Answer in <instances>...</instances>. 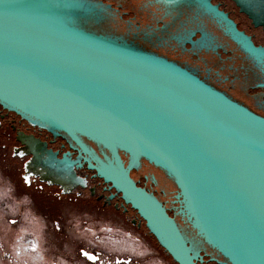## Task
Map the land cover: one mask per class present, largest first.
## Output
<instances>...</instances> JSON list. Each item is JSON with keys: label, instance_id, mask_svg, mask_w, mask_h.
<instances>
[{"label": "water", "instance_id": "water-1", "mask_svg": "<svg viewBox=\"0 0 264 264\" xmlns=\"http://www.w3.org/2000/svg\"><path fill=\"white\" fill-rule=\"evenodd\" d=\"M156 1L225 19L209 0ZM122 20L104 0H0V104L77 151L21 134L28 169L85 184L86 165L178 264H264V115L119 33ZM227 27L264 71V48ZM145 164L157 194L133 175Z\"/></svg>", "mask_w": 264, "mask_h": 264}, {"label": "flooded vegetation", "instance_id": "flooded-vegetation-1", "mask_svg": "<svg viewBox=\"0 0 264 264\" xmlns=\"http://www.w3.org/2000/svg\"><path fill=\"white\" fill-rule=\"evenodd\" d=\"M104 1L122 15L119 33L189 67L264 115V71L227 29L229 23L253 45L264 48V0H209L225 16L224 20L195 6L167 10L156 0ZM21 134L47 142L59 157L71 151L75 158L77 151L63 137H55L47 129L32 125L0 104V171L11 184V194L23 198V205L36 210L55 234L64 232L73 217L81 216L85 222L96 220L100 225L123 222L153 236L121 193L95 176V171L86 165L75 167L85 184L63 178L47 179L44 169H28L34 153L19 138ZM151 171L158 172L145 164L142 170H134L133 175L139 185L157 194L159 188L145 180ZM79 254L88 263L101 261L98 254L85 247L79 248Z\"/></svg>", "mask_w": 264, "mask_h": 264}, {"label": "rangeland", "instance_id": "rangeland-1", "mask_svg": "<svg viewBox=\"0 0 264 264\" xmlns=\"http://www.w3.org/2000/svg\"><path fill=\"white\" fill-rule=\"evenodd\" d=\"M11 193L0 171V264H173L153 237L123 222L100 225L78 216L55 234L36 210ZM80 247L101 261L86 262Z\"/></svg>", "mask_w": 264, "mask_h": 264}, {"label": "trees", "instance_id": "trees-1", "mask_svg": "<svg viewBox=\"0 0 264 264\" xmlns=\"http://www.w3.org/2000/svg\"><path fill=\"white\" fill-rule=\"evenodd\" d=\"M151 236V235H150ZM151 237H153L154 239H155V237L154 236H151ZM156 240V239H155ZM156 243H157V245H158V247H160L164 252H166L160 245H159V243L156 241ZM167 253V252H166ZM167 255L170 257V259H171V261H172V263L173 264H178V263H176L173 259H172V257L167 253ZM205 264H208V263H205Z\"/></svg>", "mask_w": 264, "mask_h": 264}]
</instances>
